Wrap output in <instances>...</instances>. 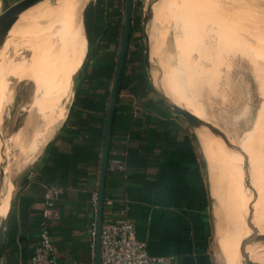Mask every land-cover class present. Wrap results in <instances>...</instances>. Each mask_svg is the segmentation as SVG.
<instances>
[{"label":"crops","instance_id":"obj_1","mask_svg":"<svg viewBox=\"0 0 264 264\" xmlns=\"http://www.w3.org/2000/svg\"><path fill=\"white\" fill-rule=\"evenodd\" d=\"M16 1L0 0V3L10 2V6ZM103 1L104 25L99 24L98 28L99 18L94 11L85 21L90 23L87 34L95 48L86 60L90 69L80 76L78 89L89 84L86 79L92 74L97 46L106 29L107 0ZM82 26L87 49L89 38L83 16ZM86 52L71 77L84 66ZM71 92L59 108L58 132L43 148V158L39 160L41 152L33 163L39 161L32 164L15 188L9 222L7 220L5 225L4 264H31L43 228L42 193L48 184L41 174L47 164L51 165L53 147L67 154L73 149L72 144L62 138L65 132L61 130ZM120 95L124 108L119 122L127 129L116 134L113 159L123 158L120 152H126L128 171L122 173L109 167L104 220H131L138 239L146 244L151 255L172 257L174 264H216L219 203L213 193L208 160L200 139L188 123L153 92L141 99L126 90ZM100 171L101 163L96 162L80 163L77 172L66 173L65 192L57 203L59 214L50 223L53 259L57 264H96L90 232L91 223L97 222L98 212L93 211L90 198L93 192H99ZM10 222L17 230L13 236L7 230Z\"/></svg>","mask_w":264,"mask_h":264},{"label":"bare ground","instance_id":"obj_2","mask_svg":"<svg viewBox=\"0 0 264 264\" xmlns=\"http://www.w3.org/2000/svg\"><path fill=\"white\" fill-rule=\"evenodd\" d=\"M82 1L60 0L53 8L45 10L44 13H37L41 8L52 2L45 0L24 12L13 25V27L15 26L14 39L22 41L25 46L33 50L35 57L31 61L25 62L23 65L18 64L11 69L0 68V122L1 119L3 120V111L9 101L12 100L10 98L17 79L20 77H32L36 80V86L33 102L29 108V116L26 122L18 129L13 139L12 149L15 152L17 151V154L10 158L8 150L6 151L7 155H4L3 149H0V165H4L5 173L3 181H0V217H5L8 213L13 191L12 180L17 171L35 161L40 155L57 128L59 107L72 90L69 70L80 60L87 50L82 26ZM169 1L171 0L167 2L166 0H160L159 3H154L153 11L157 6L154 16L161 14L165 8L167 9ZM174 1L172 0L171 6L176 18L174 25L182 30L183 27L178 23L179 18L177 14L178 10L182 6L188 5V3L182 0ZM210 1L201 0L198 5H193L199 9L200 14L207 15V19H201V24L203 26L212 25H210L211 31L214 33L216 30L220 45L234 42L235 44L230 43L232 44L230 46L232 48L228 51L237 54L236 51L239 49L241 52V47L237 46L239 45L237 39H239L241 31L238 30L239 20L250 19L252 13L247 10L244 14V11L241 10L243 14L240 11H238V14L236 11H233L235 10L233 7L232 10L229 7H223L226 5L222 1L218 0V3H216V0H212L214 2ZM252 1L254 0H247L246 2L253 7L255 3ZM243 8L245 7L243 6ZM172 9L171 11H173ZM230 10L231 12L233 11V14H231ZM234 12L241 19H238V16L236 20ZM2 13L0 12V15ZM230 14L234 15L232 19H230ZM246 14L250 15L247 16ZM166 19L170 21L169 17ZM159 20L160 17L156 21L155 19L152 20L150 25V56L151 63H153L151 75L154 85L157 88H161L173 103L186 108L203 122L214 126L222 136L227 140L230 139L231 144L240 151L238 153L226 148L222 138L213 135L208 128L202 127L196 129L208 160L213 193L219 203V209L217 210V233L219 234V244H217L219 253L217 254H219L220 258L219 263L243 264L244 259L240 252V242L255 234L246 222L247 211L245 212V206L247 204L246 209H248L249 215L253 195L252 191L244 184L243 159H246L250 164L252 185L258 193V199L254 204V225L259 233L264 234V55H258L250 49H245L243 53L254 64L256 77L260 84V103L256 113L254 129L251 133L247 134L249 137L245 135L240 143H237L231 137L227 138L226 134L214 124L213 120L206 116L207 113L200 114L192 110L195 107L194 104H196L195 97H190L188 93H182L178 83L171 77L172 75L169 72L170 62L168 63V57H166L168 55V42H165V37L164 39L162 37V32L163 34L165 32L162 29L166 30L164 27L169 23L166 20V25L163 27L164 23L160 24ZM20 21L22 23L17 24ZM184 23L183 21L181 24L183 25ZM194 23L192 19L190 22L188 21V26L186 25V28H188H184L181 33L184 35L191 33L190 28L193 27ZM247 24L249 23L247 22ZM29 25L31 26L29 32H27L28 28L23 30ZM157 26L159 28H156ZM156 29H159V31H156ZM192 61L190 62V69L192 68L194 71L195 64ZM163 67L167 70L166 72H163ZM158 70L162 72V75L158 74ZM163 73L165 74L163 75ZM210 79L207 76L206 81ZM180 95L187 102L179 101L178 97ZM187 97H190L189 100H187ZM213 137L216 143L213 142ZM236 143L239 146L235 145ZM31 165L26 166L24 172ZM232 237H236V240H232ZM246 252L250 255L253 264H264V243L248 244Z\"/></svg>","mask_w":264,"mask_h":264},{"label":"rangeland","instance_id":"obj_3","mask_svg":"<svg viewBox=\"0 0 264 264\" xmlns=\"http://www.w3.org/2000/svg\"><path fill=\"white\" fill-rule=\"evenodd\" d=\"M59 1L60 0H56L54 2V0H52L50 4L41 8L37 13H44L45 10L51 9L54 6H56ZM153 1L154 0L142 1L144 4L143 5L144 9L141 18L142 22H143V14L144 12H146L147 5ZM159 1L157 0L156 2L159 3ZM167 1L168 0H166V2ZM176 1L177 0H175L174 2ZM182 1L188 3V5H184L178 10L179 11L177 14L179 18L178 23L181 25V27H183V29L184 28L187 29L188 27L186 28V25L188 21L190 22L192 19L193 22H195L193 24V27L190 28L191 33H189L188 35L182 34L181 31L183 29L182 30L178 29L176 25H174L176 18L174 16V10L171 7L172 0L169 1L168 3L169 7L167 9L165 8V10L161 12V14L154 16L152 19V20L155 19L156 21L160 17L159 21L160 24L164 23L162 25L163 27L166 25L165 23L168 21L166 18L169 17L170 20L167 22L169 24H167L166 27H164L166 30L162 29V31L166 32V33L164 32V34L162 32V37L163 39L165 37L164 39L165 42H168V51H167L168 55H166V57H168V63L170 62L169 63L170 75H172L171 77H173L174 81L178 83V86L181 88L182 93L184 94L188 93L190 97L192 96L195 97L196 104H194L195 106L194 109L191 108L192 110L200 114L207 113L206 116L209 117L211 120H213L214 124L217 125V127L226 134L227 138L231 137L233 141L240 143L243 137L248 133H251V131L254 129L256 113L260 103V96H259L260 84L256 77L254 64L243 53L245 49L246 50L250 49L253 50L258 55H264V42H263L264 0L252 1L255 3V6L253 7H251V4L246 2L247 0L246 1L219 0L225 3L223 4L226 6L222 5L223 7H229L231 8V10L235 8V10L233 11H236V13H238V11L242 13L241 10L244 11L243 12L244 14L246 13L247 10H249L252 13L251 15L252 17L250 19L239 20L238 30L241 31L240 34L238 33L239 39H237V42L239 45L237 46L241 47V52L238 49V51H236L237 54L228 51L232 48L230 46L234 42H228V44L223 43L220 45L218 42V35L216 33V30L214 31V33L213 31H211L212 25L209 24L208 26L207 25L203 26L201 24L202 23L201 19L202 20L207 19L206 18L207 15L200 14L199 9L193 6V5H198L201 0H182ZM208 1L209 0H206V2ZM216 1H217L216 3H218V0ZM229 1L230 3H228ZM156 2L154 3L156 4ZM210 2H214V1L211 0ZM9 3L4 2L3 5L2 3H0V12H2V10H5L6 7L9 5ZM103 3H104L103 0L82 1L81 13L84 19V23L86 25L85 28H86L87 37H88L87 32L90 23L87 22L86 24L85 21L88 20L89 15L93 11L94 14H96L99 18L98 28H99V24L102 26L104 25V21H105L103 19L104 13L102 12L104 11L105 7H103L102 5ZM96 6H98V9H95ZM243 6L245 8H243ZM155 9L153 12H155ZM171 9L173 11H171ZM232 12L231 14H233ZM236 13L234 12V15ZM231 14H230L231 17L230 19H232L233 18L232 16H234ZM238 14H236L237 16L236 15L234 16L236 17V20L237 17L239 16ZM242 14L240 15L243 16ZM246 15L248 16L250 14H246ZM239 18L240 16L238 17V19ZM183 21L186 23V24L184 23L185 25L181 24ZM247 22L249 24H247ZM20 23H22V21H20L17 24ZM156 28H159V26H157ZM25 29H27L28 30L27 32H29L31 30V26L29 25L23 30ZM156 31H159V29H156ZM14 32H15V26L11 29L10 33L7 35L4 44L0 46V68L2 69L3 68L11 69L12 67L18 64L23 65V63L25 62L27 63L28 61H31L35 57V52L33 50L25 46L22 43V41L14 39L13 36L15 35ZM135 35L140 36V33H136ZM88 38L89 39L87 40L88 41L87 52L84 60L85 62L84 66L82 67L80 72H78L79 71L78 69L76 72H74V74L71 77L72 70L80 64L81 60L84 57L82 56L80 60L77 61L74 64V66L69 70L70 78L72 81V92H71L70 100L66 106V118L69 114V109L72 106L75 96L77 94L76 88L80 81V76L83 75V73L86 72V70L90 69L89 64L86 60L93 55L95 44L94 42L93 43L91 42L90 37ZM109 50H110L109 53H115V56L117 58L120 51V46L113 45ZM191 61L194 62L195 64L194 71L192 68H191L192 70L190 69ZM163 70H164L163 72L167 71L165 70V68ZM158 71H159L158 74L162 75V72L160 70ZM164 74L165 73H163V75ZM207 76L208 78H211L208 81H206ZM35 86H36V80L32 77L18 78L17 83H15L12 96L10 98V100L11 99L12 100L9 101L8 105L3 111V115H2L3 120L1 119L0 122V149H3L4 155H7L6 151L8 150V155L10 156V158L13 155L17 154V151L15 152V150L12 149L13 139L15 138V134L18 131V129L26 122L29 116L30 113L29 108L33 102ZM154 96L158 98V96L155 93ZM189 98L187 97V100H189ZM178 100L181 102H187L184 99V97L182 98V95L178 97ZM59 112L60 111H58V116H59ZM54 132H58L57 128ZM247 137H249V135H247ZM213 142L216 143L214 137H213ZM237 143L235 145L239 146V144ZM1 154L3 155V153ZM43 155H44V149L40 155L39 160L43 158ZM33 162L23 166L20 170H18L17 171L18 174L16 173L14 179L17 178L20 174L24 173L26 166L30 164L35 165L36 162L35 163ZM32 166L33 165L28 167L25 175L29 172ZM16 187H14L12 184V188H13L12 197ZM232 240H236V237H232ZM217 244H219L218 233L216 236V243H215V253L217 258L216 264H221L219 263L220 262L219 254H217L219 253V251L217 250L218 249Z\"/></svg>","mask_w":264,"mask_h":264},{"label":"trees","instance_id":"obj_4","mask_svg":"<svg viewBox=\"0 0 264 264\" xmlns=\"http://www.w3.org/2000/svg\"><path fill=\"white\" fill-rule=\"evenodd\" d=\"M143 5V2L136 5L132 4V29L119 81L118 100L115 108L109 153V167L113 159V151L116 149L113 144L116 134L121 129H127V126L120 125L119 122L122 109L124 108L121 92L126 90L137 99L147 97L150 92L154 93L147 75L144 59L141 20ZM106 17V29L97 46L98 54L92 65V74L86 79L89 84L79 89L76 88L77 94L61 128L65 132L62 138L70 142L73 149L69 154L59 152L54 147L51 149L49 158L51 165L47 164L41 174L43 181L48 184H65L66 173L77 172V167L80 163L98 162L102 164L101 152L105 139L111 89L118 62V56L116 58L115 53H109V49L113 45L121 47L125 30V2L123 4L116 0H107ZM136 33H140V36H136ZM98 114L103 115L100 117ZM130 152L131 150L128 149V153ZM105 196H107V191ZM7 230L11 236L17 231L12 222L8 224Z\"/></svg>","mask_w":264,"mask_h":264},{"label":"water","instance_id":"obj_5","mask_svg":"<svg viewBox=\"0 0 264 264\" xmlns=\"http://www.w3.org/2000/svg\"><path fill=\"white\" fill-rule=\"evenodd\" d=\"M45 0H17L10 6L6 7L4 12L0 15V46L4 44L6 41V37L13 27V25L19 20L20 16L26 12L27 10L33 8L34 6L38 5L39 3L43 2ZM52 1V0H50ZM157 0H154L153 2H150L147 5L146 12L143 14V22H142V28H143V46H144V59H145V67L147 71V75L149 78V81L151 83V86L153 88L154 93L158 96L160 101H162L169 109L174 111L176 114L180 115L192 128L196 138L198 139L196 129L206 127L209 129V131L220 138H222L223 142L225 143L226 148L240 153L234 145L231 144L230 140H227L224 136L218 132V130L212 126L209 125L202 120H200L196 115H194L192 112L187 110L186 108L173 103L163 92L161 88H157L152 80V63H151V56H150V44H151V33H150V25L154 16L153 12V6L154 2ZM144 9V8H143ZM132 0H125V30L123 34V39L118 55V62L116 67V73L114 82L111 89V96H110V102H109V112H108V120H107V126L105 131V139H104V145H103V152H102V164H101V171H100V184H99V207H98V216H97V240H96V264H101V229L102 224L104 222V204H105V190H106V184H107V172L109 167V153L111 148V141H112V128H113V122H114V114H115V108L116 103L118 100V88H119V81L120 76L122 73L124 60L128 48V41L132 29ZM199 140V139H198ZM243 174H244V184L246 187H248L252 191V200H251V211L249 215L247 216V224L254 232L255 234L253 236H249L242 240L240 244V252L241 256L243 257V264H253V262L250 259V255L246 252V247L248 244H254V243H264V234L259 233L254 225V204L256 203L258 199V193L256 189L252 185L251 177H250V164L247 162L246 159H243ZM26 172L20 174L17 178H15L12 181V184L14 187L17 186V184L23 179ZM5 176L4 173V165H0V181H3ZM12 204V195L10 200V206L8 213L5 217H0V264L3 263V257H4V244H5V225L8 220V216L10 214Z\"/></svg>","mask_w":264,"mask_h":264},{"label":"built area","instance_id":"obj_6","mask_svg":"<svg viewBox=\"0 0 264 264\" xmlns=\"http://www.w3.org/2000/svg\"><path fill=\"white\" fill-rule=\"evenodd\" d=\"M120 3L125 0H116ZM143 0H132V4ZM120 152V151H117ZM114 153V152H113ZM123 158H114L111 161L113 170L126 173V152H120ZM121 154V155H122ZM65 192V187L58 183L47 184L42 193L43 228L39 242L34 248L31 264H57L53 259V234L50 223L59 214L57 203ZM90 203L95 213L99 207V192L92 193ZM97 222L91 223L90 243L93 253H96ZM101 264H174V259L168 256H154L148 252L144 242L136 235L135 224L131 220H104L101 229ZM82 264V263H73ZM91 264H95L94 262Z\"/></svg>","mask_w":264,"mask_h":264}]
</instances>
